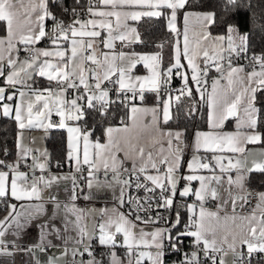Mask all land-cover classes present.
<instances>
[{
  "label": "snow or ice",
  "instance_id": "1",
  "mask_svg": "<svg viewBox=\"0 0 264 264\" xmlns=\"http://www.w3.org/2000/svg\"><path fill=\"white\" fill-rule=\"evenodd\" d=\"M79 0H77V3ZM187 0H89L87 8L88 17L81 20L76 9H72L76 17L71 23L65 25L64 21L57 17L49 9V0H0V22L5 26L6 35L0 36V78H3L4 86H0V102L14 101L19 98V103L13 107L10 103H3V115L9 116L15 113V120L20 129L28 128H51V115L55 113L61 119L58 127H67L65 120L79 121L83 118V109L95 108V102L100 103L102 109L106 110L112 102L108 99L109 91L102 87L105 81H110L115 86L117 96L123 94L130 101L137 96L141 101L144 92L151 91L159 93L162 86L170 84L173 71L183 81V87L178 89L179 95L174 99L179 101L180 95L192 97L193 88L189 87V79L195 82L196 91L200 93V99L207 105L208 131L195 133L194 153L186 167L191 174L180 177L179 171L183 160L184 148L187 146L182 139L180 131H162L158 127L160 109L159 107H130V120L135 126L140 117L149 118L143 125L145 129H152L153 136L151 146L147 148L139 144L137 138L134 143L131 138H124L123 143L113 136V133L121 131L129 132V127L123 129H106L107 143L101 144L98 140L91 142V133H82L79 127H67L69 133L68 157H75L77 171L80 165H88L89 174L98 172L101 168L113 173V180L121 184V195L118 198L121 205L127 203L128 211L120 212L112 209L111 215L101 213L100 220L96 224L98 229V240L101 245L113 248L120 246L127 250L128 264H144L147 260L150 264H163L165 245L173 251H180L179 245L183 243L182 238L191 237L193 251L183 253L184 259L181 264H226L225 257L230 253L233 256V264H244L246 258H250L253 252L264 253V192H258L256 196V208L251 214L239 217L240 224L237 230H221L220 222L225 224L237 221L236 208L243 207L248 203V197L252 195L244 184V180L251 172L264 173V160L252 161V167L246 166V153L251 150L247 148L250 144L264 143L259 133L255 132L257 125L256 115L259 109L256 107L257 92L264 91V56H253L255 62L251 71L245 72L243 66H233L232 56H240L247 52V36L241 35L239 29L228 25L226 35L212 36L208 31L210 25L216 23L215 13L186 12L183 16L184 28L180 33L176 27L177 13L185 8ZM228 5H235L236 0H227ZM227 10V9H226ZM64 11H68L65 9ZM170 12L167 19V28L172 32L183 36V43L177 38L174 45L172 64L162 73L160 63L162 57L159 53L154 55H139L135 52H116V42L122 44L138 39L137 29L129 22H137L142 17H161ZM195 19L199 25L198 39L194 48L189 45V22ZM52 22L50 31H46V23ZM102 33L104 35H102ZM47 39L53 46L52 49L36 48L42 40ZM97 41L104 49L97 54ZM201 41H206L207 46L201 47ZM28 53L24 59H20L21 49ZM163 47V45H160ZM203 58L205 67L201 69L197 60ZM187 60V67L191 69V75L182 71L185 67L181 59ZM120 61L121 64H117ZM127 62V67L122 66ZM143 62L149 69V76L131 75L137 64ZM225 62L227 66L225 67ZM258 65V68L255 66ZM5 68L8 71H5ZM220 74L207 87V76L211 69ZM116 75L113 81L111 78ZM46 78L49 87L40 90L33 87L35 77ZM163 76V79H162ZM91 81V83H90ZM224 81V83H221ZM55 85V87L51 85ZM69 89L78 93L74 98H65ZM131 92V97L128 93ZM207 96L205 97V93ZM173 97L169 94L168 100L163 105V122L170 119L169 111ZM83 101V104L78 103ZM159 104V101H158ZM230 119L236 121L235 132H224V124ZM83 138L82 156L79 141ZM75 140L77 143H73ZM175 142V143H174ZM167 146L166 149L164 146ZM97 151L94 158L90 157L89 149ZM203 150L211 156L204 158L196 153ZM33 149L21 145V153L13 164H7L0 160V166L9 171L0 170V198L11 197L15 200L41 199L39 185L51 186L57 179L52 177L45 179L43 175L33 176L30 180L28 173L19 171L22 162H26ZM123 152L129 159L135 157L138 165L133 164L135 174L134 184L130 180H120V168L118 166L117 154ZM233 154L244 157L233 159ZM264 155V149L261 150ZM29 166L33 172L36 168L41 171L45 169L44 163H36ZM151 168L155 175L145 174ZM163 169V171H161ZM219 169L221 174L236 172L233 179L227 176L229 186L228 200L221 202L218 210L208 211L204 207L206 198L217 199L216 187L222 181V175L204 176L198 174L202 170L215 173ZM11 172V175H10ZM188 184L180 191L179 195L187 197L195 196L199 204H187L190 213L188 223L184 225L183 231H177L173 235L170 228H160L150 233L140 228V223H157L160 219L157 213L156 219L149 217L145 220L141 215L149 213L153 207L171 208L177 196V185L180 179ZM144 181L151 182V187ZM198 181L199 189L193 191L191 182ZM89 187L92 182L89 181ZM111 186V185H109ZM143 188L145 193H155L159 189V195L145 196L143 200L139 197L129 196L124 199L125 187ZM235 186L236 194L233 195L232 188ZM75 199V197H73ZM158 201L153 205V201ZM232 214L225 212L221 217L220 212L229 206ZM134 205V206H133ZM59 207V205H57ZM11 208L15 211L16 205ZM37 213L43 211L42 205H36ZM31 214V213H29ZM7 219V218H6ZM77 221L81 220L77 216ZM216 226H212V222ZM13 223L19 226L20 214L13 217ZM180 224V213L177 211L172 228ZM6 231L5 221H0V246L4 244L2 239ZM80 238L78 244L84 242V237L92 234L87 232L86 226L79 228ZM122 236V242L117 237ZM246 246L247 254L243 251ZM85 251L91 255L88 247ZM76 254L74 250L73 255ZM81 256L83 252L79 253ZM112 264H123L115 253H111ZM203 257V260H202ZM88 264H100L99 261H88Z\"/></svg>",
  "mask_w": 264,
  "mask_h": 264
},
{
  "label": "crops",
  "instance_id": "2",
  "mask_svg": "<svg viewBox=\"0 0 264 264\" xmlns=\"http://www.w3.org/2000/svg\"><path fill=\"white\" fill-rule=\"evenodd\" d=\"M186 12H195V11H185L181 16V22L179 24L178 22V13H177V20H176V27L180 33L183 32L184 23H183V16ZM197 13H211V12H197ZM170 15V12H169ZM168 15V17H169ZM89 18L87 17H80L81 20ZM168 19V18H167ZM132 27L136 28V22H129ZM47 28V23H46ZM189 45L190 48H194L196 45V41L198 39V30L199 25L195 21V19L190 18L189 22ZM208 31H210V26L208 28ZM6 35V32L5 34ZM3 35V36H4ZM102 35H104L102 33ZM212 36H218L219 34H213ZM174 41H173V47H172V62H173V54H174V45L176 43L177 38H179L181 42V46L183 43V36L180 35L177 37V34L174 33ZM138 40V39H137ZM136 40V41H137ZM132 38L129 36L128 41L124 42L123 44L120 41L116 42L115 51L120 52L123 51L125 53H131L132 51H127L123 49V45H127L131 42ZM118 45V47H117ZM207 46L206 41H201V47ZM18 47L21 49L19 56L23 54L25 51L23 50V45H18ZM36 48H46V49H52V45L50 44H43L40 42L39 44L35 45ZM97 54L100 53V51H109L108 49H104L103 46L97 41ZM139 55H154L157 53H147V52H135ZM25 57H20V59H24ZM171 62V64H172ZM203 62V58L197 60V63L201 65ZM181 63L185 65V67L182 69L183 72L191 75V69L187 67V60L182 58ZM117 64H121L120 61H117ZM170 64V65H171ZM127 67V62H123V65ZM233 66H242L240 64H234ZM160 70L163 71L161 68L160 63ZM252 70V69H251ZM249 69L245 68V72L251 71ZM5 71L7 72L8 69L5 68ZM165 71V70H164ZM163 71V72H164ZM162 72V73H163ZM175 72V70L173 71ZM131 75L133 77L135 76H149L150 72L149 69L146 68L141 62L140 64H137L136 67L132 70ZM37 78H41L45 83H40V81H37ZM112 78L116 79L117 76L113 75ZM216 78V77H215ZM213 78V79H215ZM35 83L33 87L43 90L47 87H49V82L46 80V78L42 77H35ZM210 82V86L212 84V81ZM193 82L191 79H189V83ZM91 83V81H90ZM0 86H4L3 78H0ZM55 87V85H51ZM210 86L208 90L210 91ZM102 87H104L102 85ZM151 92V91H145ZM155 93V102L154 103H141L140 99L138 97L137 102L133 103L137 107H159L160 109V117H159V123L158 127L162 131H180L183 133L180 129H172L169 127L164 126L165 123L163 122V105L164 102L168 100V95H162L160 93ZM207 96V92L205 93V97ZM75 97V91L72 89H69L66 93L65 98L68 100H71ZM173 100H175V96H172ZM172 100V101H173ZM159 101V104H158ZM172 101L170 105V119L172 115ZM7 103H10L15 107L16 104L19 103V98L17 96V99L14 101H5ZM5 102H0V105H2ZM78 103H81L78 101ZM82 104V103H81ZM131 104L128 108V120L124 124H117L114 126H110L113 129H123L124 127H129V132L125 133L123 131L116 133H113V136L121 141L123 143L124 138H131L133 142L135 143L137 138L139 139V144L144 146L147 150L148 147L151 146V140L153 136L152 129H145L143 125L147 123L149 118L146 117H140L136 125H132V121L130 120V107L133 105ZM257 107V106H256ZM208 114L209 109L207 107V128L203 130H195L192 134L191 140L189 143H185L187 146L184 148L183 153V160L185 161L184 164H182L179 176L185 177L189 174V170L186 167V163L191 161V158L194 153V139H195V133L200 131H208ZM258 114V113H257ZM8 117L15 120V113H11L9 116L3 115V108L0 106V117ZM51 117H57L61 119L59 116H57L55 113L51 115ZM257 118V115H256ZM169 119V120H170ZM168 120V121H169ZM230 121V127H225L226 123ZM225 122L223 131L224 132H235L236 129V121L235 119H230ZM15 123L17 125V133H16V147H17V156L15 160L12 162V164L18 159V156L21 153V145L26 148L33 149V152L31 155L27 157L26 162H22L19 168V171L26 172L22 169L23 166H32L34 164L33 156L36 157V163H44L45 169L41 171L39 168H36L33 172L32 168H30L28 173L29 176H41L43 175L45 179H51L52 177H56L52 183L51 186H45L43 183L39 185L40 188V195L41 199L36 200H22L18 201L15 200V198L11 197H3L0 198V202H2V206L6 208V211L3 212L0 215V221H5V228L6 231L3 236L4 244L0 246V264H74L72 262V258L75 255H80V252L85 253V247L87 246L89 250H91V247L94 244H97L102 247H110L113 249L112 252L115 253V256L119 258L120 261H123V264H128V255L127 250L124 247L117 246L115 248L111 246L101 245L99 243L98 238L94 241L93 235H96L98 237V229H96V224L100 220L101 213L105 212L107 215H111L112 209H115L116 211L124 212L122 205L120 203V200L118 199L121 195V187L122 185L117 183L115 180H113V173L111 171L112 175L107 179H100L99 173L105 172L103 168L100 169V171L96 172L94 171L93 174H88L86 177H84L81 180V183L79 186H75V180L77 178L78 172L83 168L85 165H80V170L77 171V164L75 162V157L69 158L68 153L71 151L69 149V133L67 131V127H79L81 129V126L79 124V121H71V120H65V124L67 127L61 128L65 132V138H66V146H67V154H66V164L68 168L65 169H59L54 170L50 168V158H49V151L46 147V140L48 139L51 131L53 129H56L54 126L51 128H28L25 127L24 129L19 128L18 122L15 120ZM46 124L49 123V121L45 122ZM109 128V127H108ZM82 133H85L87 131H83L81 129ZM255 132H260L257 130V125L255 128ZM261 135V134H260ZM183 139V136H182ZM89 140L91 142H96L97 140L91 139L89 137ZM184 140V139H183ZM101 144L107 143V136L105 133L104 140L99 141ZM73 143H77L75 140H73ZM175 143V142H174ZM80 145V152L82 156L83 151V138L81 137L79 141ZM166 149V145L164 146ZM248 149L251 151L246 153V166L252 167V161H262L264 160V155H261V150L264 149V146H261L260 144H250L247 146ZM97 150L90 148L89 154L91 158H94V154ZM200 157L204 158L205 156L210 157V153H205L203 150H201L199 153H196ZM226 155H233V154H226ZM240 158L242 161L244 160V157H240L238 155H233V159ZM48 161V163H47ZM117 161L118 166L120 168V173L124 170H133V164L134 161L138 165L139 161L135 160V157L132 159H129L125 156L123 152H120L117 154ZM0 170L9 171L7 168H3L0 166ZM163 171V169H161ZM107 172V173H108ZM255 172V171H254ZM155 170L149 168L145 175H155ZM198 174L204 175V176H211L213 174L215 175H222V181L219 186L216 184H213V187H216L218 198L212 199V198H206V201L204 203V207L208 211H217L218 207L221 206V202L224 200H228V191L229 186L227 185V176L231 175L233 179L236 177V172L232 171L230 173H223L221 174L219 172V169L216 170L215 173H210L207 170H202ZM11 175V172H10ZM120 178V177H119ZM89 181L92 182V187H89ZM188 184V182L184 179H180L177 185V195H179L180 191ZM245 187L247 184H249V174L246 176L244 180ZM111 185V186H109ZM191 188L193 191H197L199 189V182L198 181H192L191 182ZM262 192H264V188L261 189ZM233 195L236 194L235 186L232 188ZM75 197V199H73ZM182 197V196H180ZM187 200V204H199V202L196 200L195 196L189 195L187 197H182ZM15 204L16 208L13 212L11 205ZM231 201H229V206L225 207L224 210L220 212L221 217L224 216L225 212H227L229 215L232 214V210L230 207ZM36 205H42L43 211L37 213L35 211ZM59 205V207H57ZM189 212V211H188ZM31 213V214H29ZM252 211H248L245 209V206L236 208V216L237 221L235 224H233L232 221H228L227 224L223 220L220 222L221 230L223 231L225 228L228 230H239L238 225L240 224L239 217L247 216L251 214ZM16 214H20V224L19 226L15 223H13V217ZM190 214V213H189ZM77 216L81 217V220L77 221ZM7 218V219H6ZM139 227L144 229L145 232H152L156 229H160V226L153 225L150 223H140L137 222ZM86 226L87 232L89 234H92L91 237L89 235H86L84 237V242L81 244L77 243V240L80 238V232L79 228L80 226ZM212 226H216V222H212ZM118 241L122 242V236L117 237ZM74 250H76V254L73 255ZM244 252H247L246 246L243 248ZM264 256V253H262ZM233 256L230 253L227 257H225L226 263L231 262L233 260ZM99 261L100 264H112V256L110 255L106 259H100V258H93L88 259L84 258L81 260L80 264H88V261ZM144 264H150L149 261L145 260Z\"/></svg>",
  "mask_w": 264,
  "mask_h": 264
},
{
  "label": "trees",
  "instance_id": "3",
  "mask_svg": "<svg viewBox=\"0 0 264 264\" xmlns=\"http://www.w3.org/2000/svg\"><path fill=\"white\" fill-rule=\"evenodd\" d=\"M84 2L85 0H79L78 3L77 0H49V9L56 17L66 19L72 9L81 8ZM65 9L68 11H64ZM185 11L215 13L216 23L210 25L211 33L226 35L227 26H235L239 29L240 34L247 36L248 52L264 54V0H236L235 5H228L227 0H187L185 8L178 11L179 24ZM168 15L169 12L161 17H142L136 22L138 40L123 45V49L132 52L159 53L162 57L161 68L163 71L166 70L172 62V47L175 37L174 33L167 28ZM5 32L4 24L0 22V36H3ZM37 81L45 83L41 78H37ZM256 95V106L259 109L257 130L264 140V91H258ZM155 96V93L146 92L143 101L140 100V102L154 103ZM80 102L83 104V101ZM94 103L96 104L95 108L84 107L83 118L79 120V124L83 131L91 133V139L102 141L108 127L127 122L128 108L124 107L122 101L109 104L106 110L102 109L97 102L94 101ZM230 125V121H228L225 127H230ZM164 126L182 130L185 143L190 142L195 130L206 129L207 105L200 99V93L194 92L192 97L184 95L180 97L179 101L173 100L171 119ZM55 128L46 140L50 168L54 170L65 169L67 166L65 132L60 127ZM16 133L15 120L0 117V160L7 164H12L17 156ZM260 145L264 146V143H260ZM249 184L260 189L264 188V173L251 172ZM186 205V202H177L175 205L172 219H175L178 211L180 224L171 229L173 235L180 231L182 223L188 218L189 212ZM5 211L6 208L0 202V215ZM247 264H264V256L254 257L251 255Z\"/></svg>",
  "mask_w": 264,
  "mask_h": 264
},
{
  "label": "built area",
  "instance_id": "4",
  "mask_svg": "<svg viewBox=\"0 0 264 264\" xmlns=\"http://www.w3.org/2000/svg\"><path fill=\"white\" fill-rule=\"evenodd\" d=\"M89 7V0H85L84 5L77 9V13H79V18L80 17H87L88 13H87V8ZM76 17L73 15L72 10L69 13V16L64 19V18H60L57 17V19L64 21L65 25L69 24L72 22L73 19H75ZM52 27V22L48 21L47 22V28L46 31H50ZM43 44H50L49 41H47V39L42 40L41 41ZM28 55V53L24 52L23 54H21L20 57H26ZM253 56H264V54L261 53H257V54H253L250 52H246V53H241L240 56H236L235 54H233L232 56V62L233 65L234 64H240L242 65L244 68L251 70L252 67L254 66L255 62L252 60ZM227 66L226 62H225V67ZM258 68V65H255ZM201 69H203L205 67L204 61L201 63L200 65ZM220 74L217 73L215 71V69H211L208 72V76H207V86L202 85L201 87H207L209 88L210 86V82L213 78H219ZM113 81L115 80L114 78H111ZM163 79V78H162ZM221 83H224V81H221ZM104 88H106L109 91V97L108 99L110 101H112L110 104H115L119 101H122L124 104V107L129 108V106L135 102H137L138 96L135 100L130 101L128 98H126L123 94H121L120 96H117L116 91H115V86L110 82V81H105L103 84ZM183 87V81L181 79V77L179 75H177L175 72H173L172 77H171V81L170 84L167 87L162 86L159 90V93L162 95H171V96H177L179 95V92L177 91L178 89H181ZM189 87L193 88V92L199 93L197 92L196 89V85L195 82H191L189 83ZM78 95V93L75 91V96ZM128 97H131L132 93L129 92ZM184 96V95H180ZM97 104L99 106L100 103L97 102ZM109 106V105H108ZM60 119L57 117H51L49 123H51L54 127H58V123H59ZM48 163V161H47ZM66 168H68V166H66ZM23 170H25L26 172L30 171L29 166H23L22 167ZM89 174V167L88 165H85L83 168H81V170L78 172L77 178L75 180V186H79L81 183V180L86 177V175ZM112 175L111 172H108L107 174H105V172H101L99 173V178L100 179H107ZM142 176L145 174H141ZM30 180L33 178V176H29ZM135 174L133 173V170H124L121 172L120 174V180H130L132 181V183L134 184L135 182ZM143 183H147L149 185V187H151V182L149 181H144L142 180ZM246 189L252 193L251 196L248 197V203L244 204L245 209L248 211H253L256 208V196L255 194L258 192H262V190L258 187H256L255 185H251V184H247L246 185ZM152 195H159V189L156 190V192L153 193H145V191L143 190V188L137 190L135 189V187H125L124 189V199L125 201H127L128 197H139L141 198V200H143V198L145 196H152ZM158 201H153V205H155ZM177 202H187V200L185 198H181L178 195L176 196L174 203L172 205L171 208H159L156 209L155 207H153V209L147 213L144 214L143 212L141 213V215L144 217L145 220H148L149 217H151L153 220L156 219L157 213H159L160 215V219L157 223H150L153 225H157L160 226L161 228H170L172 229V224L175 221V219H172V214H173V210L175 208V205ZM134 206V205H133ZM128 204L125 203L122 205V208L124 210V212L128 211ZM189 216L186 220H184V222L182 223L181 229L180 231L184 230V225L188 223L189 220ZM119 237V236H118ZM93 239L94 241L97 239L96 235H93ZM183 243L179 245L180 251H173L171 248H169L167 246V244L165 245V252H164V256H163V264H181V261L184 259L183 253H190L191 251H193V246H192V238L188 237V238H182ZM91 252V255L88 254V252H85L82 256L81 255H75L72 258V262L74 264H80L81 260L84 258H88V259H93V258H100V259H105L108 258L113 249L110 247H102L99 246L97 244H94L91 247V250H89ZM247 254V253H245ZM251 255H253L254 257H261L263 256L262 253H258V252H253ZM250 258H246L244 260V264H247L249 262ZM203 260V257H202Z\"/></svg>",
  "mask_w": 264,
  "mask_h": 264
},
{
  "label": "rangeland",
  "instance_id": "5",
  "mask_svg": "<svg viewBox=\"0 0 264 264\" xmlns=\"http://www.w3.org/2000/svg\"><path fill=\"white\" fill-rule=\"evenodd\" d=\"M241 35H243V34H241ZM226 264H233V260L231 262H227Z\"/></svg>",
  "mask_w": 264,
  "mask_h": 264
}]
</instances>
